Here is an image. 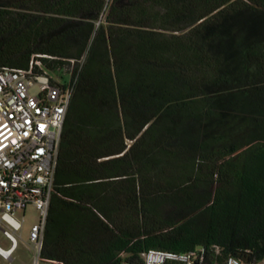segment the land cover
<instances>
[{"label": "trees", "instance_id": "trees-1", "mask_svg": "<svg viewBox=\"0 0 264 264\" xmlns=\"http://www.w3.org/2000/svg\"><path fill=\"white\" fill-rule=\"evenodd\" d=\"M34 56L76 79L43 258H264V0H0V66Z\"/></svg>", "mask_w": 264, "mask_h": 264}, {"label": "built area", "instance_id": "built-area-1", "mask_svg": "<svg viewBox=\"0 0 264 264\" xmlns=\"http://www.w3.org/2000/svg\"><path fill=\"white\" fill-rule=\"evenodd\" d=\"M76 79L55 75L35 56L29 67L0 66V229L11 242L0 255L13 259L30 206L39 211V222L28 235V244L41 256L51 200L56 187L59 149ZM144 264H207L208 250L188 252L151 248ZM121 264H133L123 260ZM224 264H248L230 256ZM250 264H264V258Z\"/></svg>", "mask_w": 264, "mask_h": 264}, {"label": "rangeland", "instance_id": "rangeland-1", "mask_svg": "<svg viewBox=\"0 0 264 264\" xmlns=\"http://www.w3.org/2000/svg\"><path fill=\"white\" fill-rule=\"evenodd\" d=\"M74 63L71 65H66L63 68L53 70L52 73L55 75H63L69 77L73 69ZM26 220L24 222V227L22 229V236L19 235V244L14 253L13 259H6L0 255V264H35V258L38 256L37 251L28 244V235L33 225L39 222V211L30 206L26 209ZM166 215H168L166 213ZM165 215V216H166ZM0 245L9 249L11 247V242L7 239L1 229H0ZM42 264H45L42 262Z\"/></svg>", "mask_w": 264, "mask_h": 264}, {"label": "crops", "instance_id": "crops-1", "mask_svg": "<svg viewBox=\"0 0 264 264\" xmlns=\"http://www.w3.org/2000/svg\"><path fill=\"white\" fill-rule=\"evenodd\" d=\"M42 262H44L45 264H53V263L49 262L48 260H44V261H42ZM41 264H42V263H41Z\"/></svg>", "mask_w": 264, "mask_h": 264}]
</instances>
